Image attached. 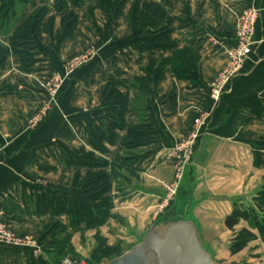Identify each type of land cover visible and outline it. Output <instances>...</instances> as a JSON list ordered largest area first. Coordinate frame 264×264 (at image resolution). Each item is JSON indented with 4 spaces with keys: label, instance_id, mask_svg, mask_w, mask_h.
<instances>
[{
    "label": "crops",
    "instance_id": "0c3cea01",
    "mask_svg": "<svg viewBox=\"0 0 264 264\" xmlns=\"http://www.w3.org/2000/svg\"><path fill=\"white\" fill-rule=\"evenodd\" d=\"M103 1L64 0V10L58 11L57 0H0V50L10 48L16 27L37 8L47 6L55 19L52 32L33 28L30 67L22 68L14 53L0 55V221L17 235L38 238L60 222L71 233L75 252L85 256L84 248L94 244L91 233L86 245L81 230L70 227L68 214L50 212L55 199L90 203L86 183H75L99 168L67 162L83 149L97 161L111 163L120 156L136 167V175L121 169L123 181L113 182L112 212L140 223L142 233L112 230L114 218L101 230L109 245L140 239L158 220L151 212L163 194L159 181L175 175L168 149L206 111L210 118L164 216H191L217 264H264V227L254 225L252 217L234 229L225 222L239 205L255 209L262 224L257 197L264 191V0H145L160 4L170 19L173 47L158 46L154 26L135 17L136 0H124L118 11L100 5ZM246 7L260 11L256 44L239 74L213 98L210 83L228 60L227 48L235 45L236 13ZM69 10L78 16L71 35L62 25ZM88 49H96V56L65 79L57 104L40 125H32L33 116L50 107L51 76L64 74L66 60ZM183 49L197 56L179 75L174 55ZM119 94L123 125L113 142L98 150L90 143V129L108 125ZM139 125L149 128L150 141L128 148L129 130ZM103 169L109 172L110 165ZM139 175L142 185L135 179ZM242 228L256 236L232 254L231 241ZM40 241V254L0 242V264H50L56 250L48 238Z\"/></svg>",
    "mask_w": 264,
    "mask_h": 264
},
{
    "label": "trees",
    "instance_id": "16d2710c",
    "mask_svg": "<svg viewBox=\"0 0 264 264\" xmlns=\"http://www.w3.org/2000/svg\"><path fill=\"white\" fill-rule=\"evenodd\" d=\"M124 0H105L100 5L107 6L113 5L117 11ZM64 0H57L56 10H64ZM134 15L138 16L141 20H147L149 24L154 26L156 30V40L158 46L173 47L174 42L170 37L171 21L166 16L164 9L160 4L153 1L136 0L134 4ZM116 11V12H117ZM118 13V12H117ZM54 15H49V8L42 6L37 8L29 17L20 23L12 37L9 49H1L0 55L7 53H14L19 56L22 68H28L32 64V48L30 42L33 37V28L40 32H52L54 27ZM78 16L73 11H67L62 17V25L67 30L68 35H71L77 26ZM176 57V72H184L186 66L190 63V59H195L197 56L190 49L178 50L175 52ZM3 62V60H2ZM185 73V72H184ZM120 101L119 107L113 108L109 112V123L107 126H94L90 129V143L98 150L104 151L105 146L103 142H113L115 137V130L121 128L124 121V97L120 94L117 96ZM145 130V131H144ZM149 128L143 125L136 126L129 130L128 137L125 145L135 147L145 145L150 141L151 133ZM68 164H82L90 167L99 168L98 171L88 172L86 178L81 181V184L86 183V195L90 203H80L78 201L65 202L60 199H55L50 202V212L53 214L66 213L70 218V227L73 231H83L93 227H99L104 224L111 216L114 207L113 195L111 194L113 182L118 177L125 175L120 172L125 169L129 175H136V167L132 165L129 160L123 157H116L111 163L97 161L91 152H86L83 149L77 155L68 158ZM110 165V171H105L107 165ZM258 208L263 212L262 224L258 221V215L255 209L249 211L236 205L233 211L226 217V225L230 229H234L242 218H251L254 225H258L260 229L264 227V191H261L257 197ZM167 219L169 216H164ZM255 234L247 229L242 228L235 232L231 241L230 251L232 254L238 253L243 250L248 243L255 238ZM41 238H48V245L54 248L55 254L50 264H60L62 259L68 254L73 253V246L71 244V233L67 231L65 225L56 222L47 226L46 230L42 231ZM102 246L107 250L119 249V245H108L105 240ZM102 247V248H103ZM120 254V253H119ZM121 255V254H120ZM48 264V263H47Z\"/></svg>",
    "mask_w": 264,
    "mask_h": 264
},
{
    "label": "rangeland",
    "instance_id": "374dc122",
    "mask_svg": "<svg viewBox=\"0 0 264 264\" xmlns=\"http://www.w3.org/2000/svg\"><path fill=\"white\" fill-rule=\"evenodd\" d=\"M235 29H236V20H235ZM96 54H97V50L96 49H88L86 52H83L81 54L75 55V56H73V57H71V58L66 60V63L64 64V70H65L64 74L60 75L58 73H54L51 76V78H50V88H51L52 84H54V79H55V77L57 75L60 76V78L62 80H61L60 84L56 85L55 90L52 91L50 89V109L54 105L57 104V98H58V95H59L61 89L63 88L65 79L68 76H70L71 74L75 73L78 69L83 67L85 64L90 62L96 56ZM228 64H229V62L227 60L225 65H223V67H221L219 69L218 74H219V72L225 73L229 69ZM217 81H218V76L216 75L215 78L210 83L211 88L215 84H217ZM211 96H212V90H211ZM213 98H216V97H213ZM39 112H37V113H39ZM36 115L33 116L32 120L35 118ZM46 117H47V114L45 115V117L43 119H41L40 121H37L36 124H34V121H31L30 123H32V125H40ZM209 118H210V113H208L206 111L200 113L197 117H195V119L193 121L192 128L185 135H183L180 138V140H188L189 138H191V137H193L195 135V132L198 133V140H199V138L202 135V133L200 134V129H202V131H203V129L206 127V125L208 123ZM198 119L200 121H198V123H197L196 121ZM199 122L202 123V125H203L202 128H199L202 125L198 127V125L200 124ZM196 142H198V141H196ZM195 147H196V145H195ZM173 167H174V165H173ZM187 167H188V165L185 166V168L183 169L182 173H180V174L177 173V171H176V169L174 167L175 175H174L173 180H171V181H164V180L159 181V185L162 188L163 194L160 197L159 201L154 205V208L152 209V212H151L152 213L151 214V218L152 219H156L157 220V219L163 217L166 214L168 208L171 206V204L173 203L175 197L177 196V194L179 192V188H180V185H181V182L183 180V177H184V174H185V171H186ZM178 175L181 176V177H179ZM116 179L123 181L122 177H118ZM135 179H136V181H137V183L139 185L143 184V181H142V178H141L140 175L138 177H136ZM75 184L76 185H78V184L81 185V182L77 181ZM167 202L169 204L168 207H166V208L163 207L165 205V203H167ZM111 218H114L116 220V222H117L116 225H114L115 228H112V230L113 229H117L119 227L118 229H125V230H132L133 229V230H135L137 232L138 235H140V233H142V229H137L138 228V224H140V223H135V222H132V221L131 222L130 221H125L126 217L123 214H120V213L114 214V212H112V216L104 224L100 225L99 227L89 228L86 231L83 230V231L80 232L81 240H82V242H84V244H86V245H87V243L91 244V241L89 240L90 236H89V234H87L88 232L91 233V237H90L91 240H94L93 246L91 244L90 247H88L89 245H87V247L84 248V250L87 251L86 254H85L86 257L83 256V255L77 254L75 252V248H74V245L72 243L71 244L73 246V253L74 254H71V256L83 258L90 264H91V262H95L96 264H105L110 259L115 258V257L119 256L120 254L124 253L132 245H134V244H136L138 242L139 237H136L131 242L128 241L129 242L128 244L121 245L120 242H117V243H114V244L111 245V246L119 245L120 246L119 249H117V248H116V250L115 249H112V250L105 249L102 246V242H103V240L106 241V237L103 234V232L101 230V227L109 225L110 221H111L110 220ZM144 223L146 224V222H144ZM125 230H123V231H125ZM22 235L23 236H33V235L27 234V233L22 234ZM22 235L20 234L18 236H22ZM33 237L38 242V244H39V242H42V241H40L41 238H38L36 236H33ZM231 264H239V263L236 261V262H233Z\"/></svg>",
    "mask_w": 264,
    "mask_h": 264
},
{
    "label": "built area",
    "instance_id": "2783aa9c",
    "mask_svg": "<svg viewBox=\"0 0 264 264\" xmlns=\"http://www.w3.org/2000/svg\"><path fill=\"white\" fill-rule=\"evenodd\" d=\"M260 17L259 9L255 7H246L236 13V29H235V45L227 48V58L229 69L225 73H217L218 81L211 90L212 96L219 98L223 92L230 85L232 79L236 77L239 72L242 70L244 64L251 55L253 48L256 44L255 33ZM60 76H56L54 79V84H52L49 90H55L56 85L61 82ZM50 107H43L39 113L32 120L34 124L37 121H40L45 117ZM199 119L196 121L198 123ZM198 125L201 126L202 123L199 122ZM203 125L199 128H202ZM202 129H200V134ZM198 141V133L195 132V135L188 140H178L173 143L167 151L166 158L171 161L177 171V173H182L186 165H188L193 157L194 148ZM1 153V150H0ZM179 176V175H178ZM181 177V176H179ZM176 189V188H175ZM168 202L165 203L163 207H168ZM0 242L9 243L14 246L20 247H32L35 254L40 253V248L38 242L34 239L33 236H18L8 229L7 225L4 222L0 221ZM60 264H90L85 259L79 257H73L71 254L66 255Z\"/></svg>",
    "mask_w": 264,
    "mask_h": 264
},
{
    "label": "water",
    "instance_id": "95a60500",
    "mask_svg": "<svg viewBox=\"0 0 264 264\" xmlns=\"http://www.w3.org/2000/svg\"><path fill=\"white\" fill-rule=\"evenodd\" d=\"M105 264H217L189 215L160 218L139 241Z\"/></svg>",
    "mask_w": 264,
    "mask_h": 264
}]
</instances>
